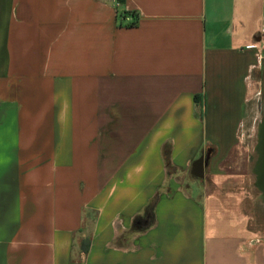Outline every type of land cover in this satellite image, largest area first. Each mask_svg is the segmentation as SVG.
<instances>
[{"label":"crops","instance_id":"0c3cea01","mask_svg":"<svg viewBox=\"0 0 264 264\" xmlns=\"http://www.w3.org/2000/svg\"><path fill=\"white\" fill-rule=\"evenodd\" d=\"M263 63L264 0H0V264H264Z\"/></svg>","mask_w":264,"mask_h":264},{"label":"rangeland","instance_id":"374dc122","mask_svg":"<svg viewBox=\"0 0 264 264\" xmlns=\"http://www.w3.org/2000/svg\"><path fill=\"white\" fill-rule=\"evenodd\" d=\"M257 96L253 101H251L249 105L250 111V123L247 125L245 129L244 137L248 143V146L252 150L253 156L251 157L255 171L257 173V168L259 166V147L258 144L260 142V133H259V125L264 124V63L262 68V74L259 86L257 88ZM255 161V162H254ZM255 175H253L254 177ZM255 179V177H254ZM262 189V188H261ZM263 191V190H262ZM264 194V193H263Z\"/></svg>","mask_w":264,"mask_h":264},{"label":"flooded vegetation","instance_id":"af4514ba","mask_svg":"<svg viewBox=\"0 0 264 264\" xmlns=\"http://www.w3.org/2000/svg\"><path fill=\"white\" fill-rule=\"evenodd\" d=\"M259 133H260V142H259V144H258V147H259V165L260 166H258V170H256L257 171V173L259 174V175H261L262 173V171L264 172V124L262 123V124H260L259 125ZM199 168V164H197L196 166H195V172L197 171V169Z\"/></svg>","mask_w":264,"mask_h":264},{"label":"built area","instance_id":"2783aa9c","mask_svg":"<svg viewBox=\"0 0 264 264\" xmlns=\"http://www.w3.org/2000/svg\"><path fill=\"white\" fill-rule=\"evenodd\" d=\"M120 6V3L118 1L113 2V8L116 10ZM124 20L131 23L133 22V19L130 16H124Z\"/></svg>","mask_w":264,"mask_h":264},{"label":"water","instance_id":"95a60500","mask_svg":"<svg viewBox=\"0 0 264 264\" xmlns=\"http://www.w3.org/2000/svg\"><path fill=\"white\" fill-rule=\"evenodd\" d=\"M259 184L264 190V175H263V178L259 181Z\"/></svg>","mask_w":264,"mask_h":264},{"label":"bare ground","instance_id":"6f19581e","mask_svg":"<svg viewBox=\"0 0 264 264\" xmlns=\"http://www.w3.org/2000/svg\"><path fill=\"white\" fill-rule=\"evenodd\" d=\"M261 173H262L261 175H259L258 173H256V176L261 177L260 180L263 178V175H264V172L263 171Z\"/></svg>","mask_w":264,"mask_h":264}]
</instances>
